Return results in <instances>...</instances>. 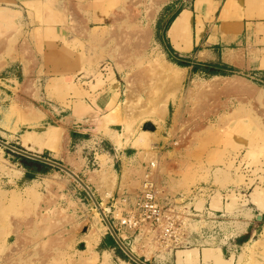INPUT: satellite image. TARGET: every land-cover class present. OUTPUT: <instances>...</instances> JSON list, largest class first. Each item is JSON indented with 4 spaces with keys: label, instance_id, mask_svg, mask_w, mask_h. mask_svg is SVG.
I'll list each match as a JSON object with an SVG mask.
<instances>
[{
    "label": "rangeland",
    "instance_id": "1",
    "mask_svg": "<svg viewBox=\"0 0 264 264\" xmlns=\"http://www.w3.org/2000/svg\"><path fill=\"white\" fill-rule=\"evenodd\" d=\"M154 1L105 0L98 11L90 0H0V138L75 171L125 245L147 264H264V219H250L246 209L253 188L264 185L262 102L257 110L235 91L212 95L217 104L201 118L197 108L187 120L181 111L175 114L183 138L161 148L170 153L157 158L158 149L148 145L145 153L156 158L145 159L146 165L158 162L153 178L162 219H144L136 206L143 167L121 171L112 146L100 138L102 124L120 121L117 114L97 117L93 135L84 138L61 110L68 84L77 80L70 74L73 61L74 70L86 75L104 62L122 73L130 58L164 54L155 27L162 6ZM187 97L198 105L204 94L195 102L192 93ZM166 101L137 100L149 104L152 117L162 114ZM164 118L161 128L172 136L171 120ZM97 211L67 172L0 145V264L13 252L14 264H138L109 244L110 231ZM128 213L140 219H121ZM8 220L20 223V238L8 234ZM95 228L97 239L91 237ZM190 252L196 257L188 258Z\"/></svg>",
    "mask_w": 264,
    "mask_h": 264
},
{
    "label": "crops",
    "instance_id": "2",
    "mask_svg": "<svg viewBox=\"0 0 264 264\" xmlns=\"http://www.w3.org/2000/svg\"><path fill=\"white\" fill-rule=\"evenodd\" d=\"M90 2L92 8L95 6L99 11L102 9L100 3L105 0ZM160 6L155 27L163 55L139 56L134 61L130 58L122 73L112 62H104L94 75L74 70L76 61H73L70 74H77L76 84H68L67 100L60 104L61 110L69 113L71 125L76 123L77 132L84 138L93 135L97 117L101 119L116 113L113 116L120 121L102 124L100 138L112 146L113 161L121 171L135 172L143 167V179L147 172L154 176L158 164L151 161L146 165L145 159L167 155L170 151L161 150L162 147L181 142L183 124L174 123L178 111L187 120L191 118L190 110L197 108L201 118L217 104L212 103V95L227 92L225 80L231 78L255 87L264 85V0H167ZM103 15L105 17L106 13ZM44 29L50 33L52 27ZM52 44L50 40L49 45ZM181 72L183 78L180 81ZM186 81L188 86L183 90ZM191 93L194 102L196 97L204 94L203 113L199 109L201 104H193L187 97ZM241 93L238 94L241 99L248 97L251 100L252 109H259L257 100ZM159 97L162 102L167 101L161 107L162 114L154 117L147 114L152 110L148 103L137 102L140 98L155 101ZM162 117L171 120L172 136L161 128ZM114 131L126 132L120 146L114 141ZM144 131L149 134L141 139ZM150 144L154 150L158 149L155 156L151 152L145 153ZM249 197L246 209L251 213L250 219H256V222L259 216L264 219V209L260 207L264 205V185L253 188Z\"/></svg>",
    "mask_w": 264,
    "mask_h": 264
},
{
    "label": "water",
    "instance_id": "3",
    "mask_svg": "<svg viewBox=\"0 0 264 264\" xmlns=\"http://www.w3.org/2000/svg\"><path fill=\"white\" fill-rule=\"evenodd\" d=\"M0 145L14 151L17 152L19 154H22L28 158H32L38 161H41L43 163H47L50 165H54L62 170H64L65 172H67L69 175H71L75 180L78 181V183L86 190V192L88 193V195L91 197L96 209L99 211V213L101 214L102 219L104 220V222L106 223L110 234L112 235V237L114 238V240L116 241V243L121 247V249L131 258L133 259L135 262H137L138 264H147L146 262H144L143 260H141L140 258H138L137 256H135L133 254V252L125 245V243L123 242V240L119 237L118 233L116 232L115 228L113 227L112 223L110 222V220L108 219L107 215L105 214V212L103 211V209L101 208V205L97 199V197L95 196L94 192L91 190L90 186L85 183V181L80 178V176L74 172L72 169H70L69 167L53 160L47 157H43L39 154H35L29 151H26L24 149H21L19 147H16L12 144H10L9 142L3 140L0 138ZM261 219V216H259V220Z\"/></svg>",
    "mask_w": 264,
    "mask_h": 264
},
{
    "label": "bare ground",
    "instance_id": "4",
    "mask_svg": "<svg viewBox=\"0 0 264 264\" xmlns=\"http://www.w3.org/2000/svg\"><path fill=\"white\" fill-rule=\"evenodd\" d=\"M167 0H156V1H154V4H157V5H160V4H162V3H164V2H166ZM131 2H132V0H131ZM153 13V12H152ZM150 14H151V11H150ZM152 15V14H151ZM144 33V32H143ZM146 34V33H145ZM144 34V35H145ZM204 54V53H203ZM247 82H243L242 80H239V79H228V80H225V88H226V90H232V91H235L237 94H240L241 92H243V93H246L249 97H251V98H253V99H255V100H258L259 102H262L263 104H264V90H262V89H260V88H258V87H255V86H252V85H248V84H246ZM250 84V83H249ZM219 85V84H218ZM242 94V93H241ZM208 98V97H207ZM203 106H205V104H201V107L199 108V109H202L203 108ZM123 134L124 133H119V132H115L114 133V139H115V142H117L116 144L117 145H121L122 143H121V138L123 137ZM126 135V134H125ZM141 138V137H140ZM141 139H144V138H141ZM154 174V173H153ZM107 196H109L108 194H107ZM100 205H102L101 203H100ZM108 208H106V210H107ZM104 211V210H103ZM99 214V211H97V213H96V215H98ZM9 222H10V224H11V228H9V229H7V230H9V232H8V234L9 233H14V234H16V235H18V237L20 238L21 236L19 235V228H20V223H15V221H13V220H8ZM0 230H1V228H0ZM262 233L264 234V230L262 231ZM9 236V235H8ZM100 236V232H99V229H94L93 231H92V234H91V237H93V238H95V239H97L98 237ZM25 241V240H24ZM5 244V243H4ZM18 246V249H19V251H21V249H23V247H24V245L23 244H19V245H17ZM20 247V248H19ZM17 250V249H16ZM14 251V250H13ZM13 251H11V252H13ZM190 251H192V250H190ZM14 254H15V252H13L12 254L10 253V254H7L6 256H5V258L3 259L4 260V262L5 263H3V264H14L13 263V260H14ZM17 254V253H16ZM206 255L207 254H209L208 252H206L205 253ZM181 255V254H180ZM187 256H188V258H190L191 259V257H196V255H195V253H193V252H190V253H187L186 254ZM208 256V255H207ZM3 257V256H2ZM193 259V258H192ZM196 259V258H195ZM194 260V259H193ZM42 261H44V259L42 260ZM1 262V261H0Z\"/></svg>",
    "mask_w": 264,
    "mask_h": 264
},
{
    "label": "built area",
    "instance_id": "5",
    "mask_svg": "<svg viewBox=\"0 0 264 264\" xmlns=\"http://www.w3.org/2000/svg\"><path fill=\"white\" fill-rule=\"evenodd\" d=\"M151 167H154V163H151ZM203 188H195L196 193H200ZM136 206L144 213V219H162L163 211L157 200L155 178L151 172H147L142 181L141 196L138 198ZM121 219H140L133 213H128Z\"/></svg>",
    "mask_w": 264,
    "mask_h": 264
},
{
    "label": "trees",
    "instance_id": "6",
    "mask_svg": "<svg viewBox=\"0 0 264 264\" xmlns=\"http://www.w3.org/2000/svg\"><path fill=\"white\" fill-rule=\"evenodd\" d=\"M171 20H172V19H170V21H171ZM168 24H169V23H168ZM108 238H109L108 241H109V244H110V245H112L113 247L119 248L118 245H117V243L115 242L114 238H113L110 234L108 235Z\"/></svg>",
    "mask_w": 264,
    "mask_h": 264
}]
</instances>
